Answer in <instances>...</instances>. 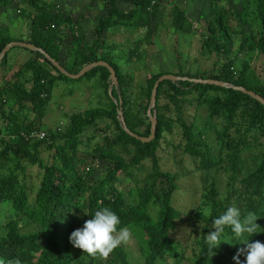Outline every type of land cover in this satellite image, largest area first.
<instances>
[{"label": "trees", "instance_id": "16d2710c", "mask_svg": "<svg viewBox=\"0 0 264 264\" xmlns=\"http://www.w3.org/2000/svg\"><path fill=\"white\" fill-rule=\"evenodd\" d=\"M11 1L0 0V8ZM16 1L20 4L19 13L28 21L27 35L13 37L0 26V53L11 41L29 42L42 48L71 73L79 72L88 63L105 60L114 67L118 83L110 79L107 67L91 69L79 79L97 78L104 89L103 96L109 100L96 107L66 113L63 125L44 126L53 87L59 81L74 79L61 73L42 52L19 45L11 47L0 61V69L4 68L2 78L6 80L0 85L3 119L0 123V204L8 202L17 214L0 219V264L15 260L20 264H168L170 256L175 262L186 259L184 238L193 233L191 264H234L232 257L237 248L244 247L242 243L230 239V244L222 243L212 255L206 251L203 238L214 230L209 228L212 217L231 205L238 206L242 216L249 212L257 215L256 223L264 228V152L255 166L242 176L238 174L242 153L264 143V103L232 87L193 82L190 78L222 80L264 98V66L258 72L248 57L237 65L242 51L254 53L264 62V0H254L255 8L250 14L249 8L234 9L229 0L223 3L210 0L211 17L201 34V46L202 54L214 53L217 60L209 70L199 68L192 72L182 69L178 52L179 70L170 73L186 78L160 82L152 112L157 117L156 134L149 142L126 132L119 120V110L130 130L142 136L150 135L151 120L147 111L152 89L155 81L167 72L136 78L122 64L104 56L103 51L108 47L104 34L115 27L131 31L151 27L161 0H121L129 5L127 10L120 8L119 0H99L106 14L98 18L96 37L91 44L86 43L81 31L83 19L74 20L61 9L55 10L57 5L53 1ZM171 14L175 31L198 32L178 5L172 7ZM252 23L257 24L258 32L247 33L246 26ZM63 28H69L74 48L66 61L61 60ZM235 37H239V52L232 56L229 42ZM142 41L131 43L133 60L141 55ZM14 48H21L23 54L31 53L23 60L11 62L9 53ZM8 71H11L9 77ZM191 108L195 109L192 121L187 118ZM200 110L206 114L202 125ZM168 134H178L181 142L175 144L168 140ZM97 137L100 140L93 143ZM163 142L175 144L189 155L193 170L224 168L228 171L226 195L220 197L213 182L201 198L199 208L183 211L175 206L180 171L162 169L159 151ZM43 151H48L51 159H45ZM145 160L151 163L149 173L142 179V185L137 180L136 186L128 191L134 200L126 205L124 192L117 185L119 177L121 174L136 177L135 170ZM98 163H102L101 168ZM34 165L39 168L37 185L33 184L36 176L28 171ZM32 190L35 195L31 199ZM100 207H110L116 212L121 221L118 227H127L132 240L131 244L116 247L106 258L83 253L68 239L74 229L90 218L84 212L91 215ZM205 208L209 210L208 216L202 215ZM26 216L36 223L35 230L21 229ZM225 231L231 235L229 229ZM245 238L249 242H263L264 232Z\"/></svg>", "mask_w": 264, "mask_h": 264}, {"label": "rangeland", "instance_id": "374dc122", "mask_svg": "<svg viewBox=\"0 0 264 264\" xmlns=\"http://www.w3.org/2000/svg\"><path fill=\"white\" fill-rule=\"evenodd\" d=\"M53 1L57 9H61L65 15H71L74 20L83 19L81 21V31L84 33L86 43L91 44L95 39L94 33L95 26L98 23V18L106 14L103 2L93 0H47ZM226 2V0H219ZM229 3L234 9H250L249 14L255 8L254 0H229ZM120 8L127 10L129 5L121 0L118 1ZM210 0H161V5L154 20L151 22V27L142 26L138 30H128L123 27H115L107 31L104 35L106 37V45L113 48H106L103 51L107 59L114 60L120 63L125 70H129L136 78H140L144 74L158 73L165 71L167 73L176 72L179 70L178 66V52L181 53L179 63L183 70H190L192 72L200 69H211L217 56L211 53L209 56L202 54V40L201 34L206 26L207 20L211 17ZM174 5H178L192 20L198 32L183 33L182 31H175L172 25L171 9ZM24 6V5H21ZM20 4L16 0H12L6 7L0 8V26L13 37H24L27 35L28 21L25 17L21 16L18 8ZM248 14V15H249ZM251 16V15H250ZM69 28H63L61 43V60H68L74 50L70 41ZM247 33L258 32L257 24H247ZM143 39L141 43L139 58L134 60L131 58L130 50L132 48V41ZM230 54L233 56L239 52V37H235L229 42ZM21 48H14L9 53V61L23 60L31 52L22 53ZM23 50V49H22ZM241 58L237 60V65L240 66L243 58L248 57L252 60V65L256 67L258 72H262L264 62L262 58L255 57L254 53L240 52ZM224 57V56H223ZM11 71L7 72L9 77ZM4 75V68L0 69V85L2 86L6 80L2 78ZM113 86V84H111ZM110 85V86H111ZM104 89L100 86L97 78L87 79H74L69 81H59L52 89V98L49 103L47 113L43 120L44 126L55 127L56 125H63L66 113L73 111L85 110L90 107L106 103L109 99L103 96ZM195 109L191 108L187 114L188 120H195ZM203 115L199 121L202 125L203 117L206 116L204 110H200ZM3 121L0 114V123ZM167 139L173 141L175 144L181 142V137L178 134H168ZM100 140L99 137L93 141ZM213 143L212 141H210ZM162 143V149L159 151L161 167L164 170H178L180 177L177 183L180 189L175 195L174 205L183 211H190L197 209L201 205V198L204 193L208 192L215 182L220 192V197H224L228 191L227 183L229 182V172L224 168L213 170H198L192 166V158L184 154L182 149L176 148V145ZM264 152V143L242 153L240 166L238 170L239 176H242L248 169L256 165ZM45 159L51 157L48 151L42 153ZM51 159V158H50ZM143 166L135 170L136 177L121 174L117 182L118 188L123 191L126 205L134 200V196L130 195L128 191L138 184L142 185V179L146 178L151 163L149 160L143 162ZM102 163H98L101 168ZM98 168V169H99ZM190 172H186L187 170ZM29 173L34 176L38 174V166H30ZM100 172V169L97 170ZM186 172V173H185ZM98 174V173H97ZM39 178H33V184L37 185ZM35 190L30 191L31 199L34 198ZM158 207V205H155ZM154 212L155 208H151ZM19 215V214H18ZM17 216L16 211L10 207L8 202L0 204V219L13 218ZM23 231L35 230L37 225L31 220L30 217H24L21 224ZM189 232V231H188ZM195 234H187L184 242L187 244L185 248V258L180 262H175V258L170 256L168 264H191L190 257L193 253ZM264 242V240H263ZM124 243L131 244L130 236ZM123 243V244H124ZM137 252V251H136ZM189 257V259H188ZM240 260H244V256H240Z\"/></svg>", "mask_w": 264, "mask_h": 264}, {"label": "clouds", "instance_id": "9594fccd", "mask_svg": "<svg viewBox=\"0 0 264 264\" xmlns=\"http://www.w3.org/2000/svg\"><path fill=\"white\" fill-rule=\"evenodd\" d=\"M84 213L90 218L84 220L82 226L74 229L68 237L74 248L90 256L106 258L116 247L128 240L129 229L118 227L121 224L120 218L110 207H100L91 215ZM202 215L208 216L209 210L205 208ZM257 218L252 212L242 216L236 205L228 206L223 213L211 219L209 228L214 230L209 231L203 238L206 251L214 255L213 250L218 249L222 243L230 244V239H236L244 247L237 248L232 257L234 264H264V242H249V238H245L264 232V228L256 223ZM226 228L231 235L226 233ZM241 255L244 256L243 261L240 260ZM8 264H20V261H9Z\"/></svg>", "mask_w": 264, "mask_h": 264}, {"label": "water", "instance_id": "95a60500", "mask_svg": "<svg viewBox=\"0 0 264 264\" xmlns=\"http://www.w3.org/2000/svg\"><path fill=\"white\" fill-rule=\"evenodd\" d=\"M15 45H19V46H22V47L29 48L31 50H38V51L42 52L47 57V59L50 60L53 63V65H55L59 69V71L61 73L69 76L70 78L78 79V78L84 76L87 72H89L91 69H93L95 67L105 66L110 71V79L115 84L118 83V78H117L116 71H115L114 67L109 62H107L105 60H98V61H94V62L88 63L79 72H77V73H71V72H68L59 63V61H57L54 58H52L42 48H40V47H38V46H36V45H34L32 43L25 42V41H11V42H9L2 49V51L0 53V61L3 59L4 55L11 49V47H13ZM180 78H186V77H180L178 75H174V74H171V73H165V74H162L155 81L154 87L152 89L150 106H149L148 111H147V113H148V115L150 117V120H151V133H150V135H148V136H142V135H139V134L135 133L134 131L130 130L128 128V126L126 125L125 121H124L122 111L119 110V120L121 121L123 128L126 130V132L128 134H130L131 136L136 137L137 139H140L143 142H149V141H151L155 137L157 117H156V114L155 113H152V112H153V108H155V106H156V94H157L158 86H159L160 82H162L163 80L169 79V80H174L175 81V80H178ZM190 80L193 81V82H198V83L199 82L200 83H210V84H215V85L223 86V87H232L234 89H237V90L243 91L245 93H248L249 95L255 97L256 99H258V100H260L261 102L264 103V98L262 96H260L259 94H257L256 92H254L252 90L246 89L243 86L233 85L231 83H227L225 81L218 80V79H214V78H206V79L205 78H190ZM111 90H112V85L109 87V91L110 92H111ZM119 102L121 103V100Z\"/></svg>", "mask_w": 264, "mask_h": 264}]
</instances>
